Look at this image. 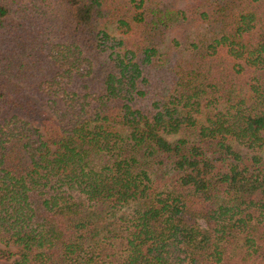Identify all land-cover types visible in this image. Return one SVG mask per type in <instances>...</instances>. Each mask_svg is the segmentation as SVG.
<instances>
[{
    "label": "trees",
    "instance_id": "obj_1",
    "mask_svg": "<svg viewBox=\"0 0 264 264\" xmlns=\"http://www.w3.org/2000/svg\"><path fill=\"white\" fill-rule=\"evenodd\" d=\"M263 134L264 0H0V261L264 264Z\"/></svg>",
    "mask_w": 264,
    "mask_h": 264
},
{
    "label": "rangeland",
    "instance_id": "obj_2",
    "mask_svg": "<svg viewBox=\"0 0 264 264\" xmlns=\"http://www.w3.org/2000/svg\"><path fill=\"white\" fill-rule=\"evenodd\" d=\"M163 1H164V3L169 4V3L174 2L175 0H163ZM182 5H183V4H181V6H182ZM109 32H110L112 35H114V36L120 37V34L118 33L117 28H116L115 26H111V27L109 28ZM40 106L43 107V104L40 103ZM263 135H264V134H263ZM175 138H176V137H170L169 139L173 140V139H175ZM202 224L204 225V223H202ZM0 248H1V249H6V246H5L4 244H2L1 240H0ZM11 249H13V251H16L15 248H11ZM0 264H8V262L0 261Z\"/></svg>",
    "mask_w": 264,
    "mask_h": 264
}]
</instances>
